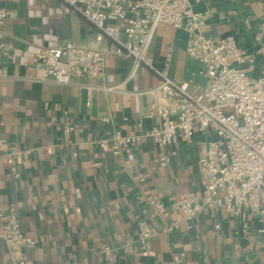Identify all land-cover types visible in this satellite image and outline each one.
Instances as JSON below:
<instances>
[{"label": "crops", "instance_id": "obj_1", "mask_svg": "<svg viewBox=\"0 0 264 264\" xmlns=\"http://www.w3.org/2000/svg\"><path fill=\"white\" fill-rule=\"evenodd\" d=\"M190 1L204 15V36L216 42L232 37L255 59L240 68L254 79L263 75L264 39L258 42L256 36L264 22V0ZM0 9L10 12L4 32L13 49L9 77L0 79V138L24 153L19 177L0 158V210L15 205L22 231L34 239L26 250L30 264H168L178 252L186 254L180 264H264V234H242L239 220L226 211H203L167 234L141 200L154 195L169 206L198 190L205 135L196 134L192 144L181 142L165 168L157 162L162 151L150 139L121 157L97 144L115 131L138 134V124L146 130L156 124L145 118L148 99L142 94L159 82L150 68L133 73V59L109 56L101 82H41L40 70L29 65L38 47L70 41L92 48L97 29L61 0H0ZM187 42L184 30L161 25L149 57L172 80L204 84L202 64L187 55ZM89 86L97 88L90 106ZM67 123L74 127L69 134ZM139 221L153 229L150 253L139 248ZM2 224L0 218V229ZM106 245L116 252L112 263L105 260ZM0 264H13L2 240Z\"/></svg>", "mask_w": 264, "mask_h": 264}, {"label": "built area", "instance_id": "obj_2", "mask_svg": "<svg viewBox=\"0 0 264 264\" xmlns=\"http://www.w3.org/2000/svg\"><path fill=\"white\" fill-rule=\"evenodd\" d=\"M61 1L97 29L96 44L80 47L69 41L58 47H38L29 65L40 70L41 82L61 86L71 85L76 78L101 82L109 56L131 58L133 73L146 66L159 78L155 87L142 93L148 99L145 118L156 124L148 130L138 124V134L115 131L97 142L102 150H109L115 157L130 155L147 138L162 151L157 162L165 168L177 155L181 142L192 144L198 133L208 138L199 160L197 191L169 206L154 195L141 199L150 206L151 219L163 223L162 232L179 231L182 220L192 222L203 211L224 210L239 220L242 234L248 235L251 230L264 234V74L254 79L240 68L244 64L252 66L254 57L232 37L220 42L205 37L204 15L193 10L190 0ZM9 15V11L0 9V79L9 77L8 63L13 61L12 45L4 32ZM161 25L187 32L186 53L202 64L204 84L172 80L166 70L153 65L149 49ZM263 39L264 22L256 36L258 42ZM95 89L87 87L88 106ZM100 89L111 92L117 87ZM73 130L67 123L66 134ZM23 155L0 138V158L10 164L14 177H19L18 162ZM0 218V240L9 247L13 264H30L26 250L35 241L22 231L15 205L0 210ZM153 234L148 222L137 223L142 252H151ZM126 245H131V240ZM194 246L197 248V243ZM115 253L104 246L107 263L115 260ZM185 256V252H178L168 264H180Z\"/></svg>", "mask_w": 264, "mask_h": 264}]
</instances>
